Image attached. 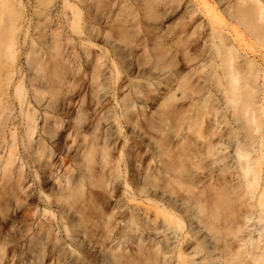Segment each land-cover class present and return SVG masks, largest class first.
<instances>
[{
    "label": "rangeland",
    "instance_id": "374dc122",
    "mask_svg": "<svg viewBox=\"0 0 264 264\" xmlns=\"http://www.w3.org/2000/svg\"><path fill=\"white\" fill-rule=\"evenodd\" d=\"M59 1H62V0H59ZM59 1L57 0L58 2L57 4H60V6L55 5L54 7L53 15H54V19L56 18L55 20H57L58 17L62 16L63 11H66V12L69 11L68 8L64 10L63 6L61 5L62 2H59ZM71 1L70 3L73 2V4L77 5V3H75L76 2L75 0H73L72 2ZM102 1L104 4L103 6L105 7V8H102L104 9L103 13L101 9V13L96 14V16L99 17L98 18L99 20L100 18H104L103 20H105V22L104 21L101 22L100 20V24L108 25L106 24V20H107L106 18L108 17L110 13H111L110 17L113 16L114 19L113 18L108 19L107 23L109 21L110 25L105 26L106 28L102 26L101 29H104L102 31L105 33L106 31H108V29L111 32L110 29L115 28V26L113 28V23L111 22L115 20L114 21L116 25L115 32L119 31L117 32V35L119 33L120 37L119 35L118 36L115 35L116 33L112 30L111 33H114L113 35L115 36L112 35L110 36V38H113L112 40H114L115 39L114 37L116 38L119 37L120 39L119 41H121L118 46V42L116 41L117 39L115 40L116 44L114 45L115 42L114 41H113L114 43L110 42L112 40L108 41L107 40L108 37H107L106 41L109 42L108 44V42L103 40L106 37L104 35L101 36L102 39L98 38L99 40L101 39V42H99V40L96 37L95 38L98 40V41L96 40V42L98 43L94 42L95 40L92 39L93 48L94 46L95 48L99 47L98 48L99 51L101 50L100 52H102L101 54L100 53L98 54L100 55L99 57H102L103 59H105V61L102 60L104 61V65H106V60L108 61L107 62L108 65L106 67H104V65H102L104 68H102V66L99 65L101 69L98 68L99 66L97 67L98 70L105 69L103 73H105L106 75H103V73L100 71L102 74H100L99 76L102 75L104 78L101 77L102 79L101 80L99 77L97 79H100L101 81L100 80L96 81L97 79L95 81L98 84L100 82L101 84H103V85L100 84L101 88L102 86H105V85H108V86L107 88L106 87L102 88L101 91L99 88V92H102V93H99L98 92L99 85L98 86L96 85L95 87L98 92L97 93L96 90H94L95 87H93L96 83L94 82L93 84L94 80L89 79V77H92L91 72H93L94 67L91 69L89 68H90L91 63L92 64L94 63L91 62L90 60H87L86 58V61L90 63L89 66H87L88 64L86 63L87 64L86 65L82 61L83 59L85 61V56L84 54H82L80 50H76L78 52L74 50V53L76 52L79 54L80 57H78L77 55L78 58H75L76 53L72 54V50H71V54L73 55V58H74V59L72 58L73 60L71 61L70 60L71 54L68 55V53H70L68 52L69 49L67 50L65 49L67 51V53H65V56H64L66 58L65 61H67L68 59L70 60V62L68 60L67 64L69 65V63L72 64L73 62V64L75 63L74 65L75 66L77 65L76 67L78 68L80 65L79 70L78 68L74 70L76 67H74L71 64L68 67L73 66L74 69L72 67L71 68L73 69L74 72L80 71L81 73H78L79 76L83 75V73L85 72L84 74H86V77L88 76L87 77L88 79H86L88 80V82L86 81L85 85L87 84V86L89 87L82 85L85 82V80L82 81L79 78L78 84H81L82 86L85 87V88L83 87L84 90H82V87L76 84L77 82L75 83L76 80L74 81V79L78 77L76 75L77 73L74 74V72H72L75 76L73 77L71 84H68V87L70 89L65 86L63 87V91L66 92V94L62 92L63 93L62 96L64 95L63 98H67L69 96L67 92L70 93L72 87L73 88L75 87L74 90L76 89V91H78L80 89L79 87H81L79 91H80V97H82L83 99L79 97V100L82 99L80 106H82L83 104L85 110L87 109V111L86 112L85 110L84 111L80 110V111L85 112L84 114L90 113L91 115V116L90 115L84 116L83 114H81V112L79 111L81 107L78 106L80 102L78 100L76 104L79 107V109H76L77 106L74 105L76 107L74 108V110L76 111H74L73 116L76 117L75 115V112H76L77 116L79 115V117L77 118L81 117L80 120H82L84 124L86 120V124L84 126L83 123L79 121V119H77L79 123L77 120L71 119V126L72 127L74 126L73 128H75L76 130L75 135L76 136L79 135V137L77 138L73 134L74 133L73 132L74 129H73L72 135H74L75 137L72 136V139L73 137L75 140L77 138L76 141L73 139L75 143V145L73 144V147L76 149L75 146L79 145L78 144L80 143L79 140L83 138L82 135L80 136L81 133L86 138L89 137L87 136L89 134L90 135L89 140H90L91 137L93 139V137L98 133V131L102 132V134H100L101 132L98 133L100 136L96 135L97 141H99L98 137H100L101 142L100 143L97 142L95 144L94 148H96V151L95 152L93 151V152L94 153L97 152V153L96 154L93 153V155L94 156L96 155L97 157L95 156V159L94 158H93L94 160L92 159L93 161H95L93 163L95 166L92 163L90 164H92L93 167L89 165V167H92V169L94 167L95 168L93 171L92 169H90L91 170L90 172H93L92 173L93 175L91 174L92 178L89 177L87 182H89L91 179L93 180V177H95V175H96V178L93 181H91V183L93 182L92 186L91 187L88 186L89 184L91 185V183H87L85 180H83L84 178L87 177L86 174L88 172L82 175L83 172H81L82 174L79 173L81 168H78V167L84 166L83 164L85 161L83 162L81 161L82 159L80 160V162H83L81 166V163L78 161L79 156L78 157L76 156L78 159L75 160V164L80 163L79 164L80 166L79 165L76 166L73 161L75 158L73 159V156H71L73 155L71 152L75 154L74 152L75 149L70 150L67 153V155L71 157L70 158L67 157V160H68L69 165L71 164V161L73 162V165L71 164L70 166L67 167V169H66V166L62 168L59 166L54 168L53 175H56V174L58 175L55 176L57 179L54 176L53 178L55 179V181L59 180L60 182L58 181V183H56L53 180V178L49 179L47 177L46 178L48 180L46 179L47 180L46 182L43 181L45 184L46 183L49 184V181L51 180L53 183L55 182L54 184L58 185L59 183L63 184V182L66 180V177L69 178L71 177V175L74 176L75 172H76L75 177L78 175V178H79L78 181L82 179L81 175L83 176V179L80 181L82 184L81 183L79 184V185H82L81 188L77 187L78 185L76 186V188H79L80 190L84 188L82 190L83 191L82 194H79V196H76L75 194L76 197H73V200L71 199L72 203H70L71 201H67L70 203V205H68L67 202L65 204H62L60 203V200L58 198L59 195L57 193H54V192H58L57 185H54L50 181V184L51 185L53 184L52 185L53 187L50 184L49 185L44 184L45 185L44 187L43 182H41V178L39 179L38 177H37V180L39 179L41 184L36 183L35 181L36 178H34L36 176H34V173L32 171L33 167L30 164H28V166L30 165L29 167L27 166L28 162L26 161V159H25V162H23L24 159L22 157L25 158L24 149H23V146L22 148H20L21 144L17 142L16 147L18 146L19 147L15 149H17V152H18L17 154L20 155L21 156L20 159H22L20 160V163L19 162L18 163L21 164L23 162L24 165L22 164V168L24 166V169L21 170V173L28 174V175L26 174L27 177L22 175V177H24V179L26 178L28 182L26 181V179L25 180L23 179L24 181L21 180L20 179L21 176L20 178L18 177V179L21 180V181L20 180L18 181L20 186L22 184L24 185V187H22L23 191L21 190V188L19 189L20 191H22L23 195H20L19 197V195L17 194L20 199H18V197H17V200L14 199V201L16 200V203H14L12 201L13 199L10 198V196L12 195L11 192H7V194H9L10 196L6 195V192H5V196H7L6 199H4L5 198L4 194L2 195L3 197L2 196L0 197V264H178V261L176 260L177 255L173 256L171 252L176 251L177 249L181 247H184L186 249L185 250L186 255H189V257L192 259V262L194 264H221L220 259H219L220 250H221L220 240L222 238L227 239V241L225 242L229 243V245L230 244H232L233 246L236 245L237 241H236V235H234V233H236L238 228L240 232L237 235L240 238L247 240L253 235H255L257 228L260 227L264 223V204L262 206V211H260V208L255 205L256 204L255 199L248 200V201L242 200L243 202L240 201V202H236V204H233L235 205L234 207L231 206L232 208H234V211H232V208L229 207V209H231L232 211L230 212L229 209H226L224 207L225 209L223 208L214 219L209 218L210 205H208L205 201L210 199L209 198L210 191H209L208 184L211 183L213 180L209 181V178L207 177V175L211 172V170H215V168L212 169L213 166L210 160L208 159L202 160V161L197 160V158L193 157L191 152H194L199 147L201 142L203 141V140L200 141L201 138L197 140L196 139L197 136L203 137V138L204 137L206 138V136L207 138L208 137L210 138V136H213L212 140H215L222 133L229 134L232 126H230L231 124L229 126L227 125L228 121L226 120V118H228L229 120V117H228L229 115L227 114L228 112L227 113L225 112V115L227 116L226 117L223 114L224 112L222 113L223 110L215 109V111H217L215 113L216 118L212 117L213 122H211V124H213L215 122L213 118H215L217 120L215 122V126L214 124L213 126H211V124L208 123L209 121H211L210 120L211 118L210 119L204 118L205 119L203 120L204 125H202L200 132L197 133L196 130H194V132L196 133L193 132V135H192V130L191 131L186 130V127H187L186 124L185 125L183 124L185 129L183 128V126H180L183 129L178 126L180 130L175 131V129L176 130L179 129L177 126H176L177 128L175 127V124L179 125L177 124L178 123L177 121H176L177 123L175 122V119L176 120L178 119L176 117H178L179 115H182V112H184L186 115L187 113L190 114V112L193 114L194 109H196V106L197 107L200 106L202 100L207 101V98H208V101H207L208 103L212 102V104H214L215 107L221 106L220 101H218L219 100L218 96L215 95V92L213 93V91L211 92L210 90H208L212 86L211 84H213V80H212L213 78L211 77L212 69H210V66H211L210 64L211 54L210 53H212V48H211L212 46L209 47L210 46L209 45L210 40H208L209 38H207L205 42H202L204 41V39H201L203 38V35L207 34L208 32L206 31L208 30V24H207L208 21H206L208 20L206 19L208 17L205 16L206 13L200 12L202 14L201 15L198 12V9H196L197 2L196 1L194 2V0L193 1L191 0L190 2L189 0H186V1L185 0H117V2H115V0L114 1L102 0ZM227 1L228 0H222V2L219 3V0H216V1L208 0V4L209 2L211 3L210 6L211 8H213L212 14H217V12H220L221 14L219 13L220 14L219 16L222 18L224 17L225 22L229 23L230 21L227 19V14L225 17L226 5L225 7L224 5H221V3L225 4ZM259 1L261 2L262 5H264L263 0L262 1L259 0ZM21 2H22L21 3L22 6L24 7V10H23L24 15L27 18V19L25 18L26 19V22H24L25 26L22 25L23 27L21 26L22 28L21 30L24 29L28 31V26L26 24L28 23V19L30 21V17H31V12H32L31 2L30 0H21ZM110 2H112V5H110ZM91 3H93V0ZM151 3L153 5H151ZM121 4H124L126 8L124 9L123 7L124 5H121ZM159 4L160 5L162 4V6H160ZM186 4H188V7L190 8H188ZM219 4L221 5L220 7L218 6ZM226 4H228V2ZM114 5H117V8ZM145 5H148L146 6L147 8L145 7ZM108 6H110L108 10L109 9L112 10L113 9L112 7H114L113 9L114 11L109 10L110 13L109 12L107 13ZM214 6H216L215 8L217 9H215ZM149 7L150 8L153 7L152 10L154 11L152 12ZM118 8L120 10L123 9L124 12L121 13L122 10L118 11L119 10ZM220 8L222 9V11ZM214 9L216 13L214 12ZM92 10H94L93 13H95V8H93ZM191 10L193 11V15L195 17H192L193 15H192ZM201 10H203L202 7H201ZM147 11L150 13V15H148L149 13ZM197 14L198 15L200 14V15L198 16ZM201 16L203 17L205 16L206 18H203ZM116 17L122 19L123 21H119ZM61 19L62 17L59 18L58 21ZM116 20H118V22ZM202 20H204V22H200ZM119 22H122V25ZM117 23H119V25ZM201 23H205L206 25L205 24L201 25ZM133 24L137 25L136 28H131ZM60 25H58L59 28L56 27L58 31L55 30L56 28H53L56 32H58L57 34H63L64 36L69 37L73 39L74 41L80 39V36L75 33V32L79 33L80 30H77L75 28L72 29L70 27L67 28L65 24L64 25L62 24L61 27L65 29H63V32H60L62 31V28L60 27ZM196 25L197 27L194 28V26ZM109 26L110 27L112 26V28H110ZM120 26L123 29H121ZM66 29H70V30L72 29V30L67 31ZM193 29H195V31ZM240 29L241 30L238 29L239 31L236 30L233 32L232 31L227 32V36L229 37L231 41V45L239 52L241 56L239 59H237V61L243 64L244 62H252L260 70L259 71L260 76L264 78V41L260 43V41L258 42V40H256L255 37H252L253 35L248 34L243 28H240ZM74 30H77V31H74ZM122 30L125 32L122 33L123 32ZM23 31H19V32H22L19 35L21 34L23 35L26 32V31L24 32ZM69 31L76 35H72ZM192 31L195 33L193 34ZM203 31L206 33H203ZM184 32L186 34H184ZM125 33H127L128 36L127 34L124 35ZM30 34H31V31L30 33H28V35L25 34L26 40L28 36H30ZM178 34H181V35H178ZM123 35L125 36L124 38H127L128 41H131L133 43L128 42L126 43V45L122 46V43L127 42L126 39L124 41V38L122 41L121 36ZM129 35L132 36L133 39L130 40V38H128ZM177 35H178L179 40L177 38ZM21 36H18L19 37L18 39L19 41L23 42L24 37H21ZM175 41L177 42L175 43ZM22 42H20L21 45H19L21 47H18V48H20L22 50L20 51L23 53L24 47L22 45ZM94 43L96 45H94ZM110 43H113V44H110ZM202 43H204L205 45L203 44L202 46L201 45ZM112 48L113 49L116 48V49L113 51ZM118 49H119L118 51L119 53L115 52ZM111 50L113 51V53ZM205 50L206 51L209 50L207 51L208 53H203V51L206 52ZM20 51L19 53L21 55L22 53ZM159 51L163 55L162 58L161 57L159 58V56L161 55L160 53L158 54ZM17 53H18V50H17ZM131 53H133L134 55ZM200 53H202L204 56L201 57ZM122 54H124L125 56ZM199 54L201 58L199 57ZM111 55H113L114 58ZM148 56L151 58H149ZM80 58L82 60H80ZM136 58L138 61L135 62ZM144 58H146L145 59L146 61L144 60ZM19 59L21 60L17 62L18 65L15 64L17 66L16 67L17 73L15 72L16 75L14 74L15 75L14 78L21 79V80L23 79L22 82L24 83V81H26L25 83H27V78L25 77H28L29 72L27 74L25 72L26 70L27 71L29 70H28V67L27 69L24 68L26 67V65L24 61L22 62L23 55ZM75 59H77V61L79 59L80 60L78 61L79 63ZM112 59L113 60L115 59L114 63H112L114 65L110 64ZM119 59H121L120 60L121 66L118 62ZM130 59H133V61ZM102 61H100V58H99L100 63L99 62L98 63L101 64L103 63ZM127 61H129V63H127ZM153 63L155 66L153 65L152 67ZM163 63L166 66L165 68H164ZM82 64L85 65L86 67L83 66ZM142 64L143 66H141ZM158 64L159 66L162 67V68L160 67L161 71H159L160 68H157ZM110 65H112L111 68H110ZM150 67H152L153 69L155 68L156 71L154 70L153 72L152 68ZM85 68H88L87 69L88 72H86L87 70ZM138 68H140L139 70L141 71V74H139L140 71L138 70ZM125 70L127 71V73ZM123 71H124V74H123ZM171 71L173 72V74L168 73ZM22 72L25 73V76L21 75L23 74ZM116 72H119L121 74H119V76H116L115 75ZM136 72L138 73L137 75L135 74ZM89 73H91V75H89ZM130 73H131V76H130ZM174 73L175 75L178 74L177 77L181 76L180 78L179 77L178 78L182 82L185 81L189 83L190 88H188L187 90L188 95L185 98L181 97V91H177L175 93L176 94L175 100H171V99L168 100L169 95L168 94L166 95L167 90L171 89V87H174V84L176 85L175 82H178L177 84L181 82L178 78L174 77L175 76ZM116 74L118 75V73ZM142 74H143V77H141ZM168 74H171L170 75L171 77L168 76ZM83 76L81 77L83 78ZM172 76L174 77L173 78L174 80H172ZM136 78L138 82L136 81ZM182 78L183 79L185 78L184 81ZM83 79H85V76ZM104 79H106V81H103ZM117 79L120 81L119 82L116 81ZM164 79L167 80V83L165 84H164ZM133 80H135L136 82ZM80 81H82L83 83L82 82L80 83ZM89 81L92 82L90 83L91 85H89ZM107 81H109V84ZM132 81L133 83H137L138 86L136 87V85L134 84L135 87H132L133 86ZM258 81H259L258 84L261 87V88L258 87L260 91L258 94L259 106L262 108L264 112V80L261 78ZM104 82L107 84H104ZM25 83L23 84V86L25 87V90L27 88V91H28V83L26 85ZM172 84L173 86H170ZM70 85L71 86L73 85V86L71 87ZM121 85L123 86L122 87L123 89H121ZM164 85H166L167 88H165ZM116 86H118V88H115ZM150 89L152 91H148ZM81 90L83 92L85 91L84 92L85 94H83L82 96H81L82 94ZM102 90L105 92H103ZM134 92L137 93V95H135ZM146 92L152 97L149 96ZM209 93H212L213 96L212 94L209 95ZM163 96L168 97V98L166 99ZM108 97H110L109 99H111L109 100V102L111 101L110 102L111 104L107 102V105L108 104L109 105L105 106L106 104L105 100L108 101ZM148 97L153 100L151 99L149 100ZM102 100L104 104L102 103ZM97 101L98 102L101 101L102 104L100 102L99 103L103 106L102 111H100V114L97 113L96 111L98 110L99 112V109L101 108V106L99 105L97 106L98 104ZM192 103L196 104V106L192 105ZM115 105H118V107H115ZM104 106L106 108L108 107V109L104 108ZM109 106H111L112 108L110 109ZM95 107L96 108L99 107V108L95 109ZM92 109L93 110L95 109L94 111H96V113ZM103 109L107 111L104 112ZM137 111H140V112L138 113ZM170 111H172V113ZM15 112L16 111H13V114L11 115V118L13 119H14L13 116L14 115L16 116ZM101 114L102 116H105L104 119L102 118ZM185 114H183L184 116L183 115L182 116L185 117L186 116ZM192 114H190V116ZM82 115H83V118L87 117V119L85 118L83 121ZM73 116H71V118ZM98 116L102 118V121H100L101 118H99ZM187 116L190 117L189 115ZM40 117L42 119V116H39L38 117L39 119L37 120L38 123H41ZM91 117L93 118L89 119ZM133 117L135 120L132 122L133 124L134 122H137L136 124L137 127L133 126L131 122ZM97 118L99 119L100 122L97 121ZM127 118L129 121H127L126 123L125 121L127 120ZM223 120H225V122ZM76 121H77V124H75ZM96 121L98 123H96ZM15 122H17V120ZM101 122L103 123L106 122V123L103 124ZM149 122L153 123L154 126L150 124ZM80 123H82L84 128H82V125H81L78 128L79 130H77L76 128L78 127ZM205 123L206 124L208 123V124L206 125ZM92 124L93 125L95 124L94 125L95 127L92 126ZM99 124L102 126H100ZM118 125H119V128H118ZM208 126H210V128ZM11 127L9 126V128ZM80 128L82 129V132H80L81 131ZM97 128L98 130H96ZM99 128L101 130H99ZM83 129L85 132H86V129L88 130V132H86L87 135L86 133H84ZM17 131L18 130L16 129L15 131L16 136L17 138H19L20 130L18 131L19 133ZM215 131L217 135L215 134ZM76 132L78 134H76ZM8 134H9V130H7V135ZM92 134L93 136H91ZM103 134L104 136H102ZM186 135L188 137V144L191 147L189 149V156L184 157V156H180V149L178 145H176V142L180 140L181 137L186 136ZM260 135H261L260 138L257 139V141L255 142L253 146L251 156L255 157V156L260 155L262 156V159L264 162V129L262 130ZM80 137L81 139H79ZM8 138H9V135H8ZM225 138L226 139L223 138V141L221 142L222 145H220L221 143H219L218 157H224V156L226 157V155L230 156L229 152H230V149L232 148L233 143L231 144V141L233 138L232 136L230 137L231 139L228 137H225ZM93 140H96V139H93ZM232 142H234V139ZM98 143L101 145H99ZM96 145L97 146L99 145V146L97 147ZM100 151H102V153ZM1 153H2L1 155H3V153H5V150H3ZM99 154H102L103 156L102 155L99 156ZM104 154L108 155L107 162L104 161L105 159H107V156L104 157ZM101 159L102 160L104 159L103 160V164L105 162L104 166L101 165L102 164ZM229 160H230V157H228V159H225V163H230ZM15 164H17V162ZM75 166L77 170L75 169ZM26 167L28 168L26 169ZM69 167L73 169L75 172L73 173V170H72V173H71ZM82 168H85V167H82ZM29 169H32V170L29 171ZM61 169L63 173L62 171H60ZM68 169L70 172H68ZM26 170H28V172ZM55 170L59 172L57 173L55 172ZM81 170L84 171L85 169H81ZM60 173L64 175L66 174L65 177L64 175L61 174V176H63L65 179L63 177L61 178ZM58 177H60V179ZM76 178L73 177L72 179L73 180L75 179L76 181ZM83 181L87 184H83L84 183ZM39 184L41 185L42 188L43 187L45 188L44 189L45 191L40 189L41 187L39 186ZM84 185H86V187ZM24 189L25 190L27 189L26 192H24ZM79 189H77L76 191H78ZM19 190H18V193H21ZM39 190L42 191V194H40L41 192ZM28 191H29V194L31 193L30 191H32L31 194L33 195L36 193L35 197H32L33 195L31 196V194L29 195ZM44 194H45V197L47 195L49 197L47 196L46 198L45 197L43 198ZM14 195L15 194H13L12 196L13 198H15ZM55 196H57L58 199L54 198ZM48 198L49 200H47ZM52 198L59 200L58 202L60 204H58L54 200L55 204L56 205L58 204L57 207H55L56 206L55 204H54L55 206H53V201L50 202L53 207L50 206L51 204L47 203L48 201L53 200ZM33 199L35 200L36 203L33 201ZM42 199H45V200H42ZM188 199L199 201L200 205L202 204L201 205L202 210H200L191 201H188ZM184 200H186L187 205L182 204L184 203ZM254 202H255L254 206L253 205L250 206V204ZM45 203H47L49 206ZM30 204L31 206H29ZM65 205L68 206L69 210L66 208L67 206L65 207ZM63 208H66L64 209L65 211L68 210L65 214H64V210L61 211ZM21 215L22 216L24 215V216L22 217ZM27 215L30 219L31 218L33 219V217L36 218L34 221L31 219L33 221V223L31 224L32 230H31V227H29L33 235L32 233L30 234L29 231H27L28 229L26 230L27 231L26 232L25 228L20 225L21 223L20 221L23 220L22 218H24L25 216L27 217ZM37 220L40 222V223L38 222L39 224L35 222ZM22 223H25V222L22 221ZM35 223L37 224V226H35V229L38 227V225H40L39 227H42L41 223H44L43 224L44 229L43 228L41 229L39 227L38 228L41 229L40 231L46 230L47 232L45 231L40 232L38 231V228H37L36 233L34 234L35 230L33 228H34ZM45 223H48V224H45ZM49 223H51V225L52 223H55L54 224L55 226H52V228L50 229L51 225ZM64 223H65V226H64ZM163 223H180V226L175 224L179 227L176 235H173L171 231L172 229H167ZM201 223H216V227L218 230L217 231L213 230L209 232L204 228V226ZM221 223L223 224L229 223L228 228L231 229V232H229V230L227 231V229L223 230L221 228L223 224L221 225ZM47 225H50V227ZM17 228H20L18 231L20 233H23L21 234V236L19 235V232L16 231ZM27 233H29V235ZM13 234L16 235L19 241H17V238L13 239V237L15 238ZM26 235L28 236L26 237ZM22 237L25 239H23ZM20 238H22L21 242H20ZM8 240H12L14 242L11 241L10 243V241L8 242ZM15 240H16V243H15Z\"/></svg>",
    "mask_w": 264,
    "mask_h": 264
},
{
    "label": "bare ground",
    "instance_id": "6f19581e",
    "mask_svg": "<svg viewBox=\"0 0 264 264\" xmlns=\"http://www.w3.org/2000/svg\"><path fill=\"white\" fill-rule=\"evenodd\" d=\"M70 1H68V0L59 1V2H62L61 5L63 6V9L65 10L66 8H68L69 11L68 12L63 11L62 16H60V17L57 16L58 19L62 17V19L58 21V19L57 20H55L56 18L54 19V15H53L55 5L60 6V4H57L58 3L57 0H30L32 12H31L30 21L28 19V23L26 24L28 26V31H26L24 29L23 30L28 32V33H30V31H31V34H30V36H28V38L26 36V38H27V40H26L25 34L28 35V33L25 32L23 34L24 36L22 34H21L22 36L19 35L20 33H22L19 31H23V30H21L22 29L21 26L22 25L25 26L24 22H26V19H27L24 15V11H23L24 7L21 4L22 3L21 0H0V182H1V184H0V197L4 194V197H5L4 199H6L7 196H5V192H6V195H9V194H7V192H11L12 195L11 196L9 195V196H10V198L13 199L12 201L14 203H16L18 195H19V197H20V195H23V193H22L23 188L22 187H24V185L21 184V186H20L18 181L20 179L21 180L24 179V177H22V175L27 177L26 176L27 173L26 174L21 173V170L24 169V166L22 168V164H23V162H25V159L28 162V163L26 162L27 166H28V164H30L33 167V170L29 169V171L32 170L34 173V176H36V177H34L32 175L34 178H36L35 179L36 183H40V184L43 181L46 182L48 180L47 178L50 179V178H53V176L55 177L56 175H58L56 173H55L56 175H53L55 167L59 166L62 168V167L66 166V169H67L68 166H70L71 164L73 165L72 161H71V164L69 165L68 160H67V157H69L67 155V153L70 150L75 149L73 147V144L75 145L74 137L76 136L75 135L76 130H75V128H73L74 126L73 127L71 126V119H73V120L79 119V121L82 122V120H80L81 117L77 118V117H79V115L77 116L76 112H75L76 117L73 116L74 111H76V110H74V108H76L74 105L77 106L76 103L78 102L79 97H80V91L79 90L81 89V87H82V90H84L85 87L82 85H85L86 81L88 82V80H86V79H88L87 78L88 76L86 77V74H84L85 73L84 72L83 75L85 76V79H83L84 78L83 75L80 74L81 76H83V78L78 75V73H81L80 71L74 72L73 66L76 67L77 65L75 66L74 65L75 63L73 64V62H72V64L69 63V65L70 64L73 65V66H71L73 69L71 67H68L69 65L67 63H68L69 59L67 58L68 60L65 61L66 58L64 57L65 53H67L66 50L69 49L68 52H70V53H68V55L71 54V50H72V54L74 53V50L75 51L80 50L82 52V54H84V56H85V61H84V59L83 60L81 59L82 57L80 58V60H82L85 64L87 63L88 64V65L86 64L87 66H89L90 63H88V61H86V58H87V60H90L91 62L94 63V64L91 63L92 67H91V65H90V68L88 67L89 69L94 67L93 72H91L89 70L92 73V75H91V73H89V75L92 76V77H89V79L94 80L93 84H94V82L96 83V81L100 80L101 77L104 78L102 75L101 76H99V75L102 74L105 69H102L103 70L102 71V70H98V68L101 69L99 65H101V66L104 65L105 59H103L102 57H99L100 55L98 53H100V54L102 53V52H100L101 50L99 51V49H98L99 47L95 48V46H94L95 49L93 48L92 39L95 40L94 42H96V40L98 38H101V36H103V35L106 36L105 38L103 37L104 38L103 40H105V41H106L107 37H108V39H107L108 41L113 39V38H110V36H112L114 34V33H111L112 30L114 32L116 31V29H115L116 25L114 22L115 20L111 22V23H113V28L115 26L114 29H110L111 32L108 29V31H106V33H105L102 31L104 29H101L102 26L105 27V26L110 25L109 21L107 23L108 19H110V18L114 19V17L112 15H111L112 17H110L111 13L109 12V10H111V9L108 10V8L110 6L107 7V10H108L107 13L108 12L110 13L109 15L107 14L108 17L106 18L107 19L106 24H108V25H104V24L101 25L100 20H101V22L102 21L105 22V20H103L104 18H100V20H99L98 19L99 17H97L96 14L101 13V9L105 8L103 6L104 4H103L102 0H97V1L93 0V3H91L92 0H75L76 1L75 3H77V5L73 4V2H72L73 0L71 1L72 3H70ZM104 1H107V0H104ZM112 1H114V0H112ZM190 1L191 0H189V2ZM195 1L197 2V4L196 3H194V4H196V9H198V12L199 13L200 12L206 13L205 16L208 17V18H206L205 16L204 17L201 16L203 18L208 19V20H206V21H208V23H207L208 24V30H206L208 32H207V34L203 35V38H201L202 36L200 38L204 39V41H202V42H205V40H207V38H209L208 40H210V42H209L210 46L209 45L208 46L209 47L212 46L211 47L212 53H210L211 55L210 54L209 55H210V64H211L210 69H212L211 77L213 78V79L212 78L211 79L213 80V84H211L212 85L211 87L209 86L210 89H208V90H210L211 92L213 91V93L215 92V95L218 96V99H219L218 101H220L221 106L215 107L214 104H212V102L208 103L207 102L208 98H207V101L202 100L200 106H198V107L196 106V104L192 103V105L196 106V109H194V111H193L194 113L192 114L189 111L190 114H192L190 116V114L187 113L188 112L187 111L186 112L187 115L190 116V117H188L184 112H182V115L185 114L186 116L183 117L184 115L183 116L179 115L181 118L179 116L176 117L178 119L177 120L175 119V122L177 121L178 123L177 122L176 123L179 125L175 124V127L176 126L177 127L183 126V128H184V125L186 124V126H187L186 130H188V131L192 130V135H193L194 130H196L197 133L200 132L202 125H204L203 124V120H205L204 118H208V119L211 118L210 119L211 121L208 122L210 124H211V122H213L212 117L216 118L215 113L217 112V111H215V109L223 110L222 113L224 112L223 113L224 116H226L225 112L226 113L228 112L227 114L229 115L228 116L229 120H228V118H226V120L228 121L227 125L229 126L231 124L230 126H232L229 134L224 132L225 134L222 133L223 134L222 135L220 133L221 135H219L218 138L215 140H212L213 136H210V138L209 137L207 138V136H206V138L197 136V138H196L197 140L201 138L200 141H202V140L203 141L201 142V144L199 145L198 148L196 147L197 149L194 152H191L193 157L197 158V160H200V161L207 160V159L210 160V162L213 166L212 169L215 168V170H211V172L207 175V177L209 178V181L213 180L211 183L208 184L209 191H210V193H209L210 199L205 201L208 205H210V216H209V218L214 219L217 216V214L224 207L226 209H229V207L232 208L235 206L233 204H236V202H240V201L243 202L242 200L248 201V200L255 199L256 204L254 202V203L250 204V206H252V205L254 206V204H255L256 206H258L260 208V211H262V206L264 204V162H263L262 156L258 155V156L252 157L251 154H252V149H253L255 142L257 141V139L260 138V136H261L260 134H261L262 130L264 129V112H263L262 108L259 106V100H258V94L260 92L258 89V87H260L258 84V82H259L258 80H260L261 78L264 80V78L260 76V73H259L260 70L252 62H244V64H243V63H240L237 61V59H239L241 56H240L239 52L231 45V41H230L229 37L227 36V32H230V31L233 32V31H236L238 29L241 30L240 28H243L248 34L253 35L252 37H255V39L258 40V42L260 41V43H262L264 41V5H262L259 0H228L227 1L228 4H226L227 2L226 3L223 2L225 4L221 3V5H224V7L226 5L225 17L227 14V19L230 21L229 23L228 22L226 23L224 20V17L222 18L219 16L221 14L220 12H217L218 15L212 14L213 8H211V6H210L211 1L209 2V4H208V0H194V2ZM214 1H216V0H214ZM89 2H90V4H89ZM115 2H117V0H115ZM220 2H222V0H219V3ZM119 4H117V5H119ZM156 4H157V2H156ZM212 4H214V3H212ZM110 5H112V2H110ZM117 5H114V6H116V8H117ZM121 5H124V4H121ZM149 5H150V3H149ZM151 5H153V4L151 3ZM186 5L188 7V4H186ZM221 5L219 4L218 6L220 7ZM146 6H148V5H145V7ZM160 6H162V4ZM199 6H200V8H199ZM123 7H124V9L126 8L125 5ZM183 7H185V6H183ZM201 7L203 10H201ZM215 7L216 6H214V8ZM93 8H95V13H93V11H94V10H92ZM112 8L114 9V7H112ZM188 8H190V7H188ZM152 9H153V7L150 8V10L153 12L154 10H152ZM174 9H176V8H174ZM180 9H182V8H180ZM215 9H217V8H215ZM215 9H214V12L216 13ZM103 10L104 9H102V13H103ZM121 10L119 9L118 11H121V13L124 12L123 9H121ZM221 11H222V9H221ZM191 12L193 15L192 10H191ZM145 13H146V11H145ZM171 14H173V13H171ZM55 15H57V14H55ZM148 15H150V13ZM192 17H195V16L193 15ZM117 19L119 21H123L120 18H117ZM118 20H116V21L118 22ZM186 22H187V20H186ZM190 22H191V20H190ZM200 22H204V20H202ZM119 23L122 25V22H119ZM119 23H117V24L119 25ZM60 24L61 25L65 24L67 26V28L70 27L72 29L75 28L77 30H80L79 33L75 32L77 35L80 36V39L74 41L73 39L66 37L63 34H57L58 32H56V31H58L57 28H59L58 25H60ZM135 24H136V22H135ZM135 24H133V26ZM202 24L204 25L205 23H201V25ZM61 25H60V27H61ZM133 26L131 28H136L137 25H135L134 27ZM195 27H197V25L194 26V28ZM29 28H30V30H29ZM53 28H56L55 29L56 31ZM110 28H112V26ZM117 28H118V26H117ZM201 28H202V26H201ZM60 29H59V31H60ZM63 29H65V28H62V31H60V32H63ZM121 29H123V28L121 27ZM66 30L68 31L70 29H66ZM77 30H74V31H77ZM193 30L195 31V29H193ZM66 32H64V33H66ZM117 32H119V31H117ZM117 32H115L116 33L115 35H117ZM124 32L125 31H123L122 33H124ZM70 33L72 35H76L72 32H70ZM107 33L108 34L110 33V34L108 35ZM194 33L195 32H193V34ZM203 33H206V32L203 31ZM126 34L127 33H125L124 35H126ZM134 34H136V33H134ZM184 34H186V33L184 32ZM115 35H113V36H115ZM118 35H119V33H118ZM124 35L121 36L122 41H123V38L125 37ZM178 35H181V34H178ZM178 35H177V38H178ZM18 36L24 37L23 42L19 41ZM127 36H128V34H127ZM119 37H120V35H119ZM119 37L118 38L114 37L115 39L110 41V42L114 41L115 43L114 42L113 43L115 45L116 41H117L118 46H119V43L121 42V41H119L120 40ZM179 37H181V36H179ZM128 38H130V40L133 39V37L130 35ZM101 39L100 40L98 39L99 42H101ZM125 39L127 42H124L125 44L122 43V46L126 45V43H128V42H131V41H128L127 38H124V41H125ZM178 40H179V38H178ZM108 41H106V42H108ZM180 41H182V40H180ZM20 42H22V45L24 47L23 53L21 52L22 50L20 48H18V47H21V46H19V45H21ZM176 42L177 41H175V43ZM96 43H98V42H96ZM102 43H103V41H102ZM113 43H110V44H113ZM131 43H133V42H131ZM108 44H109V42H108ZM203 44L204 43H202L201 45L203 46ZM94 45H96V44L94 43ZM122 46H120V47H122ZM135 46H136V44H135ZM100 47H102V46H100ZM110 47H111V45H110ZM100 49H102V48H100ZM115 49L112 48L113 51ZM17 50H18V53H17ZM19 51L22 53L21 55H20ZM113 51H112V53H113ZM118 51H119V49L115 52H118ZM120 51H122V50H120ZM207 51H209V50H207ZM207 51L206 52L203 51V53H208ZM76 52H78V51H76ZM115 52H114V54H115ZM159 53L161 54L159 56V58L160 57L162 58L163 57L162 53L160 51L158 52V54ZM17 54H19L20 56ZM72 54L70 55L71 58L69 56L71 61L74 59ZM131 54H133V53H131ZM200 54H201V57L204 56L202 53H200ZM200 54H199V57H200ZM22 55H23L22 62L24 61L25 65H26V67H24V66L23 67L26 69L28 67V70H29V71L26 70V72H25L26 74L29 72L28 77H25V78H27L28 91H27V88L25 90V87L23 86V84L26 81H24V83H23L22 82L23 79L21 80V79H15L14 78V76L16 75L15 72L17 73V70H16L17 69L16 65H18L17 62H19V60H21L19 58ZM75 55H76V57L74 56L75 58L80 57L78 53H76ZM77 55H78V57H77ZM122 55H124V54H122ZM133 55H131V56H133ZM111 56H113V55H111ZM117 56H119V55H117ZM135 57H136V55H135ZM190 57H191V55H190ZM17 58H18V60H17ZM99 58H100V61L104 60V61H102L103 63L99 64L100 63ZM113 58H114V56H113ZM149 58H151V57H149ZM145 59L146 58H144V60ZM70 60H69V62H70ZM75 60L77 61V59H75ZM75 60H74V62H75ZM80 60L78 59V61H80ZM112 60H111L110 64L114 63L115 59L113 60V62H112ZM120 60L121 59H119L118 62L121 66ZM130 60L133 61V59H130ZM136 61H138L137 58H136L135 62ZM107 62L108 61L106 60V65H104V67H106L108 65ZM157 62H156V64H157ZM127 63H129V61H127ZM126 64H124V65H126ZM150 64H148V65H150ZM159 64L157 65L158 67L156 66L157 68L161 67V66H159ZM21 65H23V64H21ZM112 65H114V64H112ZM112 65H110V68ZM153 65H154V63L152 64V67H153ZM163 65H164V63H163ZM83 66H85V65H83ZM141 66H143V64ZM104 67L102 66V68H104ZM123 67H125V66H123ZM152 67H150V68H152ZM165 67L166 66L164 65V68ZM77 68L78 67H76L74 70H76ZM79 68H80V65H79ZM79 68H78V70H79ZM88 68H85V69L87 70ZM161 68L159 69V71H161ZM96 69L99 71V73ZM116 69H118V68H116ZM139 69L140 68H138V70ZM152 70L154 72L155 68L154 69L152 68ZM72 72H74V74L77 73L76 75L78 77L76 79H74V81L76 80L75 83L77 82L76 84H78L79 78L82 81L85 80V82L83 83L82 81H80V83L82 82L83 84L82 85L78 84L81 86V87L77 86L80 88L78 91H76V89L74 90L75 87L74 88L72 87L75 83L72 86L70 85L72 87V89L76 92H74L71 89L72 92L70 90H69L70 93L67 92L69 94V96L67 98H63L64 95L62 96V94L63 93L66 94V92L63 91V87H65V86L68 87V84H71L73 77L75 76ZM86 72H88V70ZM22 73L24 75L23 74H21V75L25 76V73L24 72H22ZM116 73H118V75ZM116 73H115L116 76H119V74H121L119 72H116ZM126 73H127V71H126ZM168 73L173 74L172 71L168 72ZM123 74H124V71H123ZM135 74L137 75L138 73L136 72ZM139 74H141V71L139 72ZM143 74L141 77H143ZM171 74H168V76H170ZM87 75H88V73H87ZM103 75H106V74L103 73ZM136 75H135V77H136ZM174 75H175V73H174ZM177 75L178 74H176L174 77L178 78L179 76L177 77ZM107 76H109V75H107ZM130 76H131V73H130ZM99 77H100V79H97ZM174 77L172 76V80H174L173 79ZM107 78H109V77H107ZM184 79H183V81H184ZM165 80L166 79H164V84L167 83V80H166V82H165ZM103 81H106V79H104ZM116 81L119 82L120 80L117 79ZM133 81H135V80H133ZM133 81H132V84H133L132 87H135V85L137 87L138 86L137 83H133ZM136 81L138 82L137 78H136ZM176 81H178V80H176ZM107 82L109 84V81H107ZM27 83H25V85ZM90 83H92V82L89 81V85H91ZM175 83H176V85L174 84V87H171V89L167 90L166 95L168 94L169 98L163 96L164 98H166V99L168 98V100L169 99L175 100V98H176L175 93L177 91H181V97L182 98H185L188 95L187 90H188V88H190L189 83H187L185 81L184 82L181 81V82H179V84H177L178 82H175ZM100 84H101V82L99 84L96 83L93 87H95L96 85L100 86ZM104 84H107V83L104 82ZM132 84H130V85H132ZM168 84H166V85H168ZM101 85H103V84H101ZM115 85H117V84H115ZM166 85H164L165 88H167ZM85 86L89 87V86H87V84ZM99 86H98V92H99V88L101 91L102 88H105V87L107 88L108 85L102 86V88H101V86L100 87ZM118 86H119V84H118ZM118 86H116L115 88H118ZM170 86H173V84ZM93 87H91V88H93ZM122 87L123 86L121 85V89H123ZM126 87H128V86H126ZM126 87H125V89H126ZM82 90H81V92H82L81 96L83 94H85L84 93L85 91L83 92ZM94 90H96V87ZM135 91H137V90H135ZM148 91H152V90L150 89ZM96 92H97V90H96ZM103 92H105V91H103ZM128 92H130V91H128ZM99 93H102V92H99ZM141 93H142V91H141ZM206 94H208V93H206ZM210 94H212V93H209V95ZM135 95H137V93H135ZM149 96H151V95H149ZM212 96H213V94H212ZM146 97H147V95H146ZM80 98H82V97H80ZM109 98L110 97H108V101L105 100V103H106L105 106L107 105V102H109V100H111ZM82 99H80L81 101L79 100L80 103L78 106H80ZM105 99H106V97H105ZM143 99H145V98H143ZM148 99L150 100L151 98L148 97ZM115 100H117V99H115ZM120 100H122V99H120ZM151 100H153V99H151ZM205 100H206V98H205ZM99 102L101 103V101H99ZM99 102H98L97 106L98 105L101 106V108H100L101 110L99 109V112H98V110H96V111H97V113L100 114V111H102V108H103V106L101 105L103 103V100H102L101 104ZM78 106L76 109H79ZM105 106H104V108H106ZM111 106H109L110 109L112 108ZM80 107H81V109H79V111L85 110L83 104ZM82 107H83V109H82ZM96 107H95V109L99 108V107L98 108H96ZM115 107H118V105H115ZM106 109H108V107ZM13 111H16L15 112L16 116L15 115L13 116L14 119L11 118ZM86 111H87V109L85 110V112ZM96 111H94V112L96 113ZM106 111L107 110H104V112H106ZM85 112H81V114H83L84 116L90 115V113L84 114ZM137 112L139 113L140 111H137ZM170 112L172 113V111H170ZM78 114H79V112H78ZM91 114H92V112H91ZM83 115H82V119L84 121V119L85 118L87 119V117L83 118ZM96 115H98V114H96ZM39 116H42V119L40 117L41 123L37 122V120L39 119L38 118ZM71 116H73L74 118L73 117L71 118ZM101 116H102V114H101ZM104 117L105 116H102L103 119H104ZM131 117H130V119H131ZM92 118L93 117H91L89 119H92ZM99 118H101V117H99ZM102 118L100 119V121H102ZM128 118L125 121L126 123H127V121H129ZM215 118H213V119L216 122L217 120ZM15 119L17 120V122H15L16 121ZM13 120H15V121H13ZM134 120L135 119L133 117L131 122ZM77 121L75 122V124H77ZM79 121H78V123H79ZM88 121H90V120H88ZM97 121H99L98 118H97ZM97 121H96V123H98ZM103 121H105V120H103ZM223 121L225 122V120H223ZM227 121H226V123H227ZM215 122L213 123L214 126H215ZM82 123H80L78 125V127L76 128L77 130H79L78 128L82 125ZM91 123H90V125H91ZM101 123H103V122H101ZM105 123H103V124H105ZM85 124H86V120H85ZM85 124L83 123L84 126H85ZM132 124H133V122H132ZM136 124H137V122H134L133 126L137 127ZM150 124L153 125V123H150ZM213 124H211V126H213ZM83 125H82V128H84ZM94 125L92 124V126H94ZM9 126L10 127L13 126V127L9 128ZM100 126H102V125H100ZM175 127H174V129H175ZM208 127L210 128V126H208ZM118 128H119V125H118ZM180 128H182V127H180ZM180 128L177 130L175 129V131L180 130ZM16 129L18 131L20 130V134H19L20 137L18 136L19 138H17V136H16V132H15ZM73 129H74V131H73ZM7 130H9V134H8L9 138L7 135ZM80 130H81L80 132H82L81 128H80ZM96 130H98V128ZM99 130H101V129L99 128ZM72 131L74 132L73 134L75 136L72 135ZM83 131H84V129H83ZM213 131H214V129H213ZM213 131H211V132H213ZM216 131H215V134L217 135ZM77 132H76V134L79 133V132L78 133ZM86 132H88L87 129H86ZM86 132L84 131V133H86ZM100 132L98 131V133H100ZM196 132H194V133H196ZM98 133L97 134L95 133V134L97 136H100ZM100 134H102V132ZM218 134H219V132H218ZM81 135L83 136V138L81 139V137H80L79 139H81V140L78 139L80 141V143H78L79 145L75 146L76 147V149L74 150L75 154L73 152H71L73 155H71L70 153L69 154L71 156H73V159L75 158L73 160L74 164H75V160H77L78 158H79V160H78L79 162L81 159H82L81 161H83V162L85 161L83 164L84 166H82L83 162H80L81 166L85 167V168H82V167H78V168L85 169L84 171L80 169L79 173L83 172V174L81 173L82 175H84L88 172L86 174L87 177L84 179H83V176L81 175V178L87 182L89 177L92 178L91 174L93 172H90L91 171L90 169H92V167H93L92 164L95 162V161H93L95 159V156H96V155L95 156L93 155V153L96 151V148H94V147H95V144L97 142L100 143L101 140H100V137H98L99 141H97L96 135L93 137V139H96V140H93L91 137V139H90L91 141L89 140V137H90L89 134L87 135V133H86V135L89 136L88 138H86L82 133L80 134V136ZM196 135H198V134H196ZM72 136H74L73 137L74 140L72 139ZM91 136H93V134ZM102 136H104V134ZM231 136L234 139V142H232L233 139H232V141L230 140L231 144L233 143L232 148L230 147L232 149V150L230 149V152H229L230 156L226 155V157L225 156L224 157H218L219 143H221L223 141V138L226 139L225 137L230 138ZM76 137L78 138L79 135H77ZM77 138H76V140H77ZM17 142H19L21 144L20 148H22V146H23L24 153H25V155H24L25 158L22 157L24 160H23V162L21 161L22 162L21 164H19L20 160H22V159H20L21 156L17 154L18 153L17 149H15V148L19 147V146L16 147ZM99 145H101V144H99ZM176 145H178V147L180 149V156H184V157L189 156V149L191 146H189V144H188L187 135L181 137V139L176 142ZM220 145H222V143ZM2 149L5 150V153H3V155H1L2 154L1 152L3 151ZM23 149H21V150H23ZM100 152L102 153V151H100ZM96 153H94V154H96ZM105 154H104V157L107 156V159H105V160L103 159V160L107 162L108 155H105ZM100 155H102V154H99V156ZM76 156L77 157L79 156V157L77 158ZM228 157H230V160H229L230 163H225V159H228ZM103 160H102V164L101 163L100 164L104 166L105 162L103 164ZM16 162H17V164H15ZM80 163H77L75 165L78 166ZM90 163H92V164H90ZM89 165H91L92 167H89ZM76 166H75V169H76ZM28 167H26V169ZM94 168L92 169V171L94 170ZM34 169H35V171H34ZM56 170H55V172H57ZM63 170H65V169H63ZM72 170L73 169L70 168L71 173H72ZM102 170H104V169H102ZM26 171L28 172V170H26ZM60 171H62V169ZM70 171L68 169V172H70ZM74 172L75 171L73 170V173ZM62 173H63V171H62ZM62 173H60V176ZM75 173H74V176L71 175V177L72 178L77 177L76 181H75V179L73 180L71 177H69V178L66 177V180L65 181L63 180L64 182L61 181V182H63V184L59 183L57 185L54 183L55 182L58 183L59 180L55 181V179L53 178V180L55 181L54 183L50 180L54 185H57V187H58L57 191L58 192H54V193H57L59 195L58 198L60 200V203H62V204H65L67 201H71L70 203H72L73 197L79 196V194H82V192H83L82 190L84 188L81 190L79 189L82 186V185H79L81 183L80 181L82 179L80 181H78V179H79L78 175L75 177ZM77 173H78V171H77ZM88 174H90V175H88ZM62 175H64V174H62ZM65 175H64V177H65ZM20 176H21V178H20ZM18 177L20 179H18ZM37 177L39 179L41 178V182L39 179L37 180ZM62 177L63 176H61V178ZM30 178H31V176H30ZM58 178L60 179V177H58ZM95 178H96V175H95V177H93V180ZM93 180L91 179L87 183H91V181H93ZM26 181H27V179H26ZM50 181H49V184H50ZM87 183L84 182L83 184H87ZM40 184H39V186L41 187ZM44 184L45 183L43 182V185ZM46 184H48V183H46ZM92 184H93V182L91 183V185L89 184L88 186L91 187ZM27 185H29V184H27ZM45 185H44V187H45ZM25 186H26V184H25ZM76 186L79 188H76ZM84 186L86 187V185H84ZM44 187L43 188L41 187L40 189L44 190L45 189ZM54 187H56V186H54ZM20 188L22 191L19 190ZM75 188H76V190L79 189L78 191L81 193L76 191ZM87 188H89V187H87ZM17 189L22 194L18 193ZM26 190L24 189V192H26ZM30 192L32 193V191H30ZM40 192L39 193L42 194V191H40ZM54 193H53V195H54ZM13 194H15L14 195L15 198L12 197ZM28 194H29V191H28ZM75 194H76V196H75ZM32 195L33 194H31V196ZM35 195H36V193L32 197H35ZM19 197H18V199H20ZM44 197H45V194L43 195V198ZM54 198H57V196H55ZM14 199H16V200L14 201ZM42 200H45V199H42ZM47 200H49V198ZM47 200H46V202H47ZM54 200H55V202L60 204L58 202L59 200H56V199L48 201L47 203L51 204L50 202L53 201V206H55L56 204H55ZM33 201L35 202L34 199H33ZM188 201H191L200 210H202V207H201L202 204L200 205L199 201L190 200V199H188ZM47 203H45V204H47ZM70 203L67 202L68 205H70ZM58 204L55 207H57ZM182 204L187 205L186 200H184V203H182ZM29 206H31V204ZM50 206H52V204ZM66 206L67 205H65V207ZM63 207H64V205H63ZM66 208L68 209V206ZM66 208H63L62 210L61 209L60 210L63 211ZM229 210H230V212H232V211H234V208H232V211H231V209H229ZM67 211L64 210V214ZM21 216H20V218H21ZM30 217H31V215H30ZM22 219L23 220L20 221L21 222L20 225L25 228V231L28 229L27 231H29V233L31 234L32 233L31 232V230H32L31 224L33 223V221L36 218H34V217H33V219L31 218L33 220L32 221L27 215V217L25 216ZM30 220H31V222H30ZM22 221L25 223H22ZM35 222L38 223L39 221L37 220ZM36 223H35V225L33 224L34 225L33 229L35 230L34 234L36 233V229L40 226V225H38V227L35 229V226H37ZM41 224H42L41 225L42 227H39V228L44 229V225H43L44 223H41ZM45 224H48V223H45ZM49 224L51 225V223H49ZM54 224L55 223H52L51 227H50V225H47V226H49L51 229L52 226H55ZM163 224L167 229H172L171 231H172L173 235H176L177 230L179 229L178 226H180V223H163ZM175 224H177L178 226ZM201 224L209 232H211L213 230H216V231L218 230L216 227V223H201ZM222 224L223 223H221V225ZM64 226H65V223H64ZM29 227H31V230ZM228 227H229V223H224L221 226V228L223 230L227 229V231L229 230V232H231V229ZM39 228H38V231L41 230ZM19 229L20 228H17L16 231H18ZM42 231L47 232L46 230H42ZM42 231H40V232H42ZM239 232H240V230L238 228L236 233H234V235H236V241H237V244L234 246L232 244L229 245V243L225 242V241H227V239L222 238L224 241L222 239L220 240L221 241V245H220L221 250H220V256H219L220 263L221 264H264V223L260 227L257 228L256 234L247 240L238 237L237 234ZM29 233H27V234L29 235ZM21 234H23V233L19 232L20 236H21ZM28 235H26V237ZM32 235H33V233H32ZM13 236H15V238ZM13 236H12L13 239L17 238L16 235L13 234ZM22 238H20V242H21ZM23 239H25V238H23ZM9 241L11 243L12 240H8V242ZM17 241H19L18 238H17ZM12 242H14V241H12ZM6 243H5V245H6ZM15 243H16V240H15ZM185 250L186 249L184 247H181V248L177 249L176 251H172L171 254L173 256L177 255L176 260L178 261V264H194L192 262V259L189 257V255H186Z\"/></svg>",
    "mask_w": 264,
    "mask_h": 264
}]
</instances>
